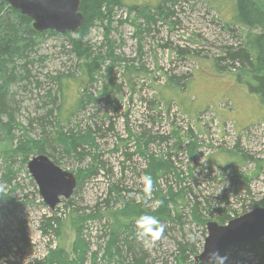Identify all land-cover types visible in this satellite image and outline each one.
Returning <instances> with one entry per match:
<instances>
[{
    "label": "rangeland",
    "instance_id": "374dc122",
    "mask_svg": "<svg viewBox=\"0 0 264 264\" xmlns=\"http://www.w3.org/2000/svg\"><path fill=\"white\" fill-rule=\"evenodd\" d=\"M233 5L232 0H124L108 20L85 29L82 47L87 43L91 58L100 57L90 77L86 59H77L68 36L41 39L14 86L10 131L0 143V256L21 246L23 235L28 244L19 254L7 252L0 264H42L57 245L72 264H122L131 260L125 239L136 242L135 250L150 264H190L202 249L205 223L218 222L215 213L194 202L216 204L224 192L232 197L230 212H240L264 198V104L247 86L259 55L252 67L227 56L248 39L264 38V16L259 15V26L248 27L234 19ZM141 8L154 21H146ZM65 75L74 80L71 86V78L61 81V96L59 80ZM168 77L174 79L172 88H183L179 95L165 87ZM60 103L74 106L75 114L62 118L55 110ZM75 138L82 139L76 149ZM42 153L77 178L71 202L63 199L54 210L42 202L27 170L28 160ZM241 154L254 159L242 161ZM145 175L154 182L151 199H142ZM54 212L56 232L44 234ZM145 214L166 225L154 247L135 238L134 221ZM81 240L96 258L88 253L79 262L73 244ZM177 241L192 245L195 253L178 258ZM246 244L220 252L228 257L225 264H264V236ZM117 248L123 259L117 253L110 257Z\"/></svg>",
    "mask_w": 264,
    "mask_h": 264
},
{
    "label": "trees",
    "instance_id": "16d2710c",
    "mask_svg": "<svg viewBox=\"0 0 264 264\" xmlns=\"http://www.w3.org/2000/svg\"><path fill=\"white\" fill-rule=\"evenodd\" d=\"M123 1L124 0H81L80 11L83 14V21L80 28L76 32H65L62 34L63 36H68L67 40L75 56H77V59L79 60L81 58L86 59L83 62V66L85 68L84 72H86V76L90 77L98 70L100 57L91 58L92 52L88 50L87 43H85L84 46L82 47V43H83L82 39L87 35L85 29L87 26L92 27L96 22H102L105 18L108 20L110 18L111 10L113 9V7L123 5ZM232 1L234 3V5L232 6L234 9V13L232 14V16L236 21L238 20L241 23H244L248 27H252V28L259 26L258 25L260 23L259 15L261 14V16H264V0H232ZM241 5H243V8ZM135 8L136 6H130V9H135ZM139 13L146 21H154L153 19L154 15L150 14L147 8L139 9ZM70 33H76L77 38L70 36ZM49 35L50 36L58 35V33L52 30L36 32L31 26L30 18L20 14L18 10L11 8L4 0H0V143L6 141L5 138H8L10 131V122L12 121V117H11L12 100L15 93L14 86L17 84V81L19 79H23L21 78L22 77L21 74L27 70L26 65L30 60V54L34 51V47L38 45V43L41 41V39L44 36H49ZM228 47L231 48L232 46L230 45ZM257 55H259L258 58L259 63L253 64L255 72L251 73L252 76L247 80V86H248V90L252 93V95L258 97L260 103L264 104V38L262 34L255 36L254 41L248 39L246 42L242 44L241 47L227 52L228 59H230L231 62L233 63L235 61L236 63L247 62L251 67H252L251 61ZM71 77L72 75H65L63 78L60 77L61 79L59 80V90L61 96H63L62 95L63 88L61 89L62 87L61 81L64 78L66 79ZM73 80H74L73 78L69 79L70 86ZM173 80H174L173 78L168 77L165 87H168L170 90L175 91L177 95H179L180 93H178L177 91H181L183 90V88L180 87L176 88L175 86L172 88L171 83H174L172 82ZM69 90L66 91V93H69ZM181 97L182 95L180 96V98ZM55 110L58 112V114H61L62 118L64 119L75 114L74 106L66 107L61 103L57 105ZM49 113H51V111H49ZM5 115L9 119H6ZM79 140L82 139L75 138V143L73 144L74 149H76L75 147L79 144ZM194 144L195 142H192L191 144L188 145V151L189 152L191 151V153H193L192 150H194L196 147L195 146L193 149ZM234 147L235 149H237V144H235ZM22 148L23 150H27V148L25 147ZM20 149L21 148L19 147L17 151H19ZM237 157H242V161L245 160L246 158L252 160L254 159L252 156H246L244 154L237 155ZM153 167L154 169H157V161L154 163ZM8 172L9 171L7 170V173ZM74 177L76 178L75 175ZM247 179L248 177L245 178L243 177L242 181L245 182L246 184ZM184 189L185 188L180 189L179 191L184 194ZM237 190L238 189L232 190V193L237 192ZM246 192H249V187H246ZM230 198L232 197H227L226 193L223 192L222 194L220 193L219 195H217L216 204H212V201L210 202L208 200H205L207 204L205 203L204 205H203L204 200L202 201L198 200V202L196 201L194 202V204L198 205L200 209L207 210L208 214L215 213L216 217L218 218L217 219L218 223L224 224L229 219L247 211V209H245L238 212L237 210L233 209L232 212H230L229 207H227V205L231 203L229 202ZM70 202H71L70 200L66 199V203L69 204ZM251 203H253L252 207L264 206V198H262L257 202L254 200ZM130 204L131 206H133V208H135V210L136 209H139V211L142 210L141 205H133L132 203ZM196 208L197 207L193 208L192 212ZM123 212L125 213L124 215L127 214V211L125 209L123 210ZM166 212H168V210ZM194 216L200 217L202 215L195 214ZM72 217L73 214L70 213L69 218ZM56 219L59 220L58 216L56 215V212H54V217H50L46 219L45 227L42 228L44 234L47 233L50 234L51 232L53 233L56 232V229L54 228V224L51 223ZM42 223H43L42 220H40L39 224ZM204 234L205 231L203 230V235ZM20 239L22 241V245L18 246L14 250L13 247H9L8 250L3 254V256L2 257L0 256L1 261L2 260H4L5 262L7 261L6 258L7 252H11L12 254H19L25 249V247L28 244L27 238L25 235H23V237L21 236ZM128 241L125 239L123 243L126 246V251H129L131 260H124L121 255V251L118 248L117 250L115 249V252L113 251V253L110 254V257H112L114 253H117L118 256H120V258L123 259L122 264H150L148 262H145L144 253L141 254L140 252H138V250H135L136 242L134 243L131 241L135 245L134 244L130 245ZM75 245H77L79 250L76 248ZM176 245H177L176 250H177L178 258L181 257L182 260H187L189 258V255L191 254L193 255L195 253V251L192 248V245L190 246L188 244H183L182 242L179 241L176 242ZM73 250L78 252V256L80 258L79 262L82 261L85 262L88 253H90L91 256L93 255V258L94 257L96 258L97 256L96 251L90 252L87 249V244L84 243L83 240H81V242L77 241L76 244H73ZM53 262H57V264H72L73 260L71 259L69 261L68 259H66V252L64 248L62 249L61 247H59V245H57L55 248L50 249L48 251L47 262L42 264H52Z\"/></svg>",
    "mask_w": 264,
    "mask_h": 264
},
{
    "label": "water",
    "instance_id": "95a60500",
    "mask_svg": "<svg viewBox=\"0 0 264 264\" xmlns=\"http://www.w3.org/2000/svg\"><path fill=\"white\" fill-rule=\"evenodd\" d=\"M4 1L20 14L30 18L31 26L36 32H75L83 21L80 0ZM27 170L42 202L51 210L61 198L68 199L76 186L74 175L61 169L45 154L31 157L27 162ZM205 229L202 249L190 264H207L210 252L220 253L226 247L253 242L264 236V206L253 207L224 224L209 220L205 223Z\"/></svg>",
    "mask_w": 264,
    "mask_h": 264
},
{
    "label": "clouds",
    "instance_id": "9594fccd",
    "mask_svg": "<svg viewBox=\"0 0 264 264\" xmlns=\"http://www.w3.org/2000/svg\"><path fill=\"white\" fill-rule=\"evenodd\" d=\"M205 159L201 160L203 164ZM142 184L141 191L144 193L142 199H151L153 192V179L150 175H145L141 178ZM0 191L4 188L0 186ZM218 193V192H217ZM5 194L7 192L5 191ZM162 201L156 200L155 205L159 207ZM166 225L163 224L158 218L150 215H141L134 221V228L136 230L135 238L147 247H154L163 237ZM228 260L226 255L222 256L217 251L209 253L207 262L208 264H225Z\"/></svg>",
    "mask_w": 264,
    "mask_h": 264
},
{
    "label": "bare ground",
    "instance_id": "6f19581e",
    "mask_svg": "<svg viewBox=\"0 0 264 264\" xmlns=\"http://www.w3.org/2000/svg\"><path fill=\"white\" fill-rule=\"evenodd\" d=\"M80 4H81V0H80ZM26 16V15H25ZM80 28V27H79ZM76 32V31H75Z\"/></svg>",
    "mask_w": 264,
    "mask_h": 264
}]
</instances>
